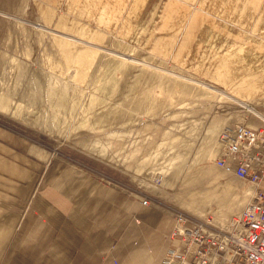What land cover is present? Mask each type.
Wrapping results in <instances>:
<instances>
[{
  "label": "rangeland",
  "instance_id": "rangeland-1",
  "mask_svg": "<svg viewBox=\"0 0 264 264\" xmlns=\"http://www.w3.org/2000/svg\"><path fill=\"white\" fill-rule=\"evenodd\" d=\"M229 1L198 0L195 15L189 22L180 16L174 33L164 30L163 16L135 32L124 23L109 33L51 10L41 17L40 9L29 8L31 13L2 19L1 132L116 191L158 201L177 221L201 211L218 220L230 211L233 218L249 201L230 210H201L190 207L192 193L185 194V186L199 180L200 163L186 157L191 141L201 136L213 150L221 129L251 116L264 119V0ZM199 27L203 33L190 35ZM257 73L263 79L249 94L242 88ZM207 168L222 171L215 163ZM238 180L226 183V201L235 191L253 189Z\"/></svg>",
  "mask_w": 264,
  "mask_h": 264
},
{
  "label": "crops",
  "instance_id": "crops-1",
  "mask_svg": "<svg viewBox=\"0 0 264 264\" xmlns=\"http://www.w3.org/2000/svg\"><path fill=\"white\" fill-rule=\"evenodd\" d=\"M135 2L0 0V23L2 19H14L19 14L31 13L27 11L33 8L41 10V17L48 16L51 10L65 19L82 20L94 25L98 31L105 33L114 31L124 23L132 26L135 32L142 23L151 24L163 16V27H167L164 30L169 28L174 33L180 16L187 15V21H190L196 12V2L187 0H142L134 12ZM186 9H190V12L187 13ZM197 11L207 13L200 7ZM186 31L187 25L184 33ZM195 32L203 33L199 27L190 35ZM244 124L252 129L264 128V119L251 116L244 120ZM225 128L218 132L213 150L208 149L209 144L201 136L200 140L191 141L186 157L190 158L191 163L196 160L195 166L200 165L195 172L198 183L185 186V194L192 193L195 203L190 207L230 210L246 204L257 190H264L263 181L259 186L253 185L251 191H235L230 194L231 201L225 200L226 183L239 180L232 173L207 168L223 153L220 136ZM1 131L0 264L196 262L200 245L188 237L174 235L177 220L172 213L160 209L158 201L150 200L148 205H144L142 193H129L124 189L116 191L74 167H66L33 153ZM192 176L193 173L186 179ZM232 213L226 212L228 217L222 220L216 217L209 220L201 211L195 217H189L185 223L188 229H201L203 246L211 248L210 264H240L232 250H218L213 240L216 231L228 225Z\"/></svg>",
  "mask_w": 264,
  "mask_h": 264
},
{
  "label": "built area",
  "instance_id": "built-area-1",
  "mask_svg": "<svg viewBox=\"0 0 264 264\" xmlns=\"http://www.w3.org/2000/svg\"><path fill=\"white\" fill-rule=\"evenodd\" d=\"M220 143L223 153L215 162L217 167L255 186L264 181V128L234 124L223 130ZM149 202L144 198V205ZM187 221L179 216L174 235L188 237L200 245L193 264H210L211 248L203 246L201 229L186 228ZM213 240L218 250H232L239 261L264 264V190H257L246 206L228 220V225L216 231Z\"/></svg>",
  "mask_w": 264,
  "mask_h": 264
},
{
  "label": "bare ground",
  "instance_id": "bare-ground-1",
  "mask_svg": "<svg viewBox=\"0 0 264 264\" xmlns=\"http://www.w3.org/2000/svg\"><path fill=\"white\" fill-rule=\"evenodd\" d=\"M194 1V0H193ZM222 1V0H221ZM238 1V0H237ZM229 2H232V0H230ZM261 2V1H260ZM253 3H254V1H253ZM211 5V4H210ZM259 5V4H258ZM236 6V5H235ZM257 6V5H256ZM248 8V7H247ZM258 8V7H257ZM249 9H250V7H249ZM247 12V11H246ZM240 13V12H239ZM262 14V13H261ZM246 16V15H245ZM242 17V16H241ZM264 17V16H263ZM181 18V17H180ZM186 18V17H185ZM245 19H247V17L245 18ZM257 19V18H256ZM209 20V19H208ZM211 20V19H210ZM214 22V21H213ZM182 23H185L184 21L182 22ZM182 25V24H181ZM257 25V24H256ZM226 26V25H225ZM244 26V25H243ZM183 29V28H182ZM221 36V35H220ZM188 39V38H187ZM247 40V39H246ZM238 41V40H237ZM223 42H224V40H223ZM241 43V42H240ZM246 43V42H245ZM240 47H242V46H240ZM228 49V48H227ZM243 49H244V47H243ZM216 50V49H215ZM245 52V51H244ZM204 53V52H203ZM206 53H207V51H206ZM199 54V53H198ZM205 54V53H204ZM210 54V53H209ZM212 56V55H211ZM215 58H217V57H215ZM204 59V58H203ZM201 61V60H200ZM208 61V60H207ZM214 64V63H213ZM239 64V63H238ZM210 66V65H209ZM238 66V65H237ZM236 70V69H235ZM199 71V70H198ZM202 71V70H201ZM212 71V70H211ZM231 73V72H230ZM226 74V73H225ZM260 74V73H259ZM259 74L257 73V75L259 76ZM257 75L256 74H250V76H248V80H247V85L246 86H244V88H242V89H244V91H246V92H248L249 94H251V93H253L252 91L254 90L253 88H254V86L255 85H253V84H255V83H257L258 84V82L260 83V81L263 79V77H260V79H259V81L257 80ZM223 76V75H222ZM222 78V77H221ZM230 80H232V79H230ZM262 86V85H261ZM264 87V86H263ZM241 94H244V92L243 93H241ZM233 96V95H232ZM263 96V95H262ZM245 97V96H244ZM253 98V97H252ZM259 98V97H258ZM257 98V99H258ZM237 99H239V98H237ZM253 101V100H252ZM256 101V100H255ZM210 220V219H209Z\"/></svg>",
  "mask_w": 264,
  "mask_h": 264
},
{
  "label": "water",
  "instance_id": "water-1",
  "mask_svg": "<svg viewBox=\"0 0 264 264\" xmlns=\"http://www.w3.org/2000/svg\"><path fill=\"white\" fill-rule=\"evenodd\" d=\"M44 29H46V28H44ZM47 30H48V29H47ZM72 39H73V40H76V41H79V42H82V43L87 44V45H92V44H90V43H88V42H84V41H82V40H80V39H76V38H74V37H73ZM92 46H94V45H92ZM118 55H122V54H118ZM122 56H123V57H127V59H132L131 57H128V56H124V55H122ZM136 62H138V61L136 60ZM172 74H173V75H176V76H178V77L184 78V79H186V80H189V81H192V82H196V83L201 84V85L208 86L209 88H212V89L216 90L217 92H220V93H222V94H224V95L230 97L227 93H225V92H223V91H221V90L215 88V87L212 86V85L205 84L204 82H201V81L198 82V81H196V80H194V79H191V78H188V77H186V76H181V75L174 74V73H172ZM231 98H233V97H231Z\"/></svg>",
  "mask_w": 264,
  "mask_h": 264
}]
</instances>
